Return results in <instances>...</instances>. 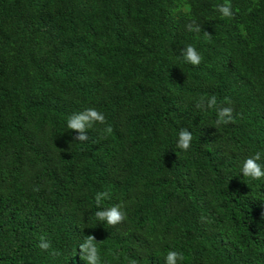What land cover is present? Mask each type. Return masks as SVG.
I'll use <instances>...</instances> for the list:
<instances>
[{
  "label": "trees",
  "instance_id": "trees-1",
  "mask_svg": "<svg viewBox=\"0 0 264 264\" xmlns=\"http://www.w3.org/2000/svg\"><path fill=\"white\" fill-rule=\"evenodd\" d=\"M228 2L0 0V264H88V235L101 264H264V179L241 173L264 168V0ZM88 108L105 122L79 141Z\"/></svg>",
  "mask_w": 264,
  "mask_h": 264
},
{
  "label": "clouds",
  "instance_id": "clouds-1",
  "mask_svg": "<svg viewBox=\"0 0 264 264\" xmlns=\"http://www.w3.org/2000/svg\"><path fill=\"white\" fill-rule=\"evenodd\" d=\"M217 10L223 17L231 18L233 16L232 7L228 0H225V3L223 4L217 5ZM187 27L189 31H200L199 25L194 27L190 24ZM182 55L184 60L191 63L192 65H199L202 59L200 54L192 45H188L182 49ZM216 105L217 100L215 96H211L207 99V108H216ZM196 106L198 108L204 107V100L201 99V101L197 103ZM216 111V127H219L221 124H227L234 120L232 115L233 109L231 107L217 108ZM96 122L103 124L105 122V116L95 108H88L81 113L73 114L67 120V127L77 133L74 139L84 141L88 139L86 130ZM192 138L191 131L188 129L180 130L178 133L177 147L184 151L189 150L191 147ZM261 158L262 156L260 152H256L255 155L245 158L241 166L242 175L244 177H250L253 180L264 179V168H262L261 164L258 163ZM108 196V192L97 193L95 197L96 205L99 207L102 200ZM120 209V205H114L111 208L96 211L95 216L99 221H106L109 225H116L125 219V213ZM262 215H264V213H262ZM96 240L97 239L93 235H88L84 242L79 244L81 258L86 260L88 264H101L100 253L96 245ZM50 246L51 245L49 241H47L44 237L40 238L39 247L42 250H48ZM164 259L165 264H177L178 261L184 260V255L181 252L169 250ZM132 264H135V261H133Z\"/></svg>",
  "mask_w": 264,
  "mask_h": 264
}]
</instances>
